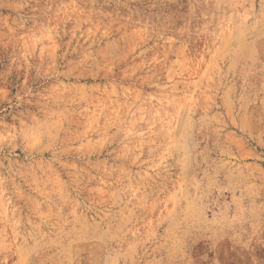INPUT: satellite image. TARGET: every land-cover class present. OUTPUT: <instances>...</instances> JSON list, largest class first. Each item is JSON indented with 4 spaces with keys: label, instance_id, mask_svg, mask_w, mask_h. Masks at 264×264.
I'll return each instance as SVG.
<instances>
[{
    "label": "rangeland",
    "instance_id": "obj_1",
    "mask_svg": "<svg viewBox=\"0 0 264 264\" xmlns=\"http://www.w3.org/2000/svg\"><path fill=\"white\" fill-rule=\"evenodd\" d=\"M0 264H264V0H0Z\"/></svg>",
    "mask_w": 264,
    "mask_h": 264
}]
</instances>
